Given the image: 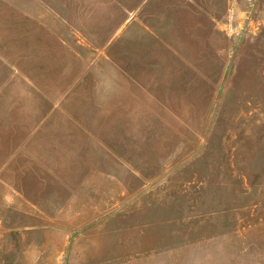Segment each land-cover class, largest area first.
<instances>
[{
    "label": "rangeland",
    "instance_id": "rangeland-1",
    "mask_svg": "<svg viewBox=\"0 0 264 264\" xmlns=\"http://www.w3.org/2000/svg\"><path fill=\"white\" fill-rule=\"evenodd\" d=\"M0 264H264V0H0Z\"/></svg>",
    "mask_w": 264,
    "mask_h": 264
}]
</instances>
